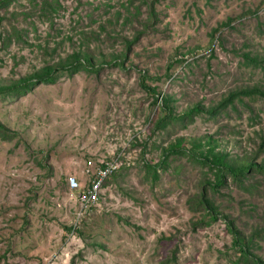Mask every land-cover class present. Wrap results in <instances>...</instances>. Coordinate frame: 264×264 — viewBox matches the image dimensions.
Instances as JSON below:
<instances>
[{
  "label": "rangeland",
  "instance_id": "1",
  "mask_svg": "<svg viewBox=\"0 0 264 264\" xmlns=\"http://www.w3.org/2000/svg\"><path fill=\"white\" fill-rule=\"evenodd\" d=\"M62 1L65 10L56 17L60 35L52 31L48 36L50 26L36 16L31 17L33 27L19 18V25L29 28L32 47L14 44L0 52V82L19 79L79 50L87 42L82 27L98 32L87 18L79 26L81 1L92 11L100 2L112 1L114 11H123L119 23L110 24L111 35L102 32V39L87 42L99 62L123 53L127 39L140 38L126 69L106 65L98 75L85 70L65 74L23 98H0V121L19 134L0 136V264H232L224 254L232 240L224 219L195 227L202 214L192 200L203 169L186 156H172L170 169L154 182L144 163L160 162L162 146L179 137L213 136L221 143L219 150L226 148L232 156L256 149L254 142L259 144L258 136L264 135V100L251 103L254 115L240 101L236 107H221L220 102L231 90L264 87V0ZM31 3L18 0L10 11L22 15ZM152 5L156 18L150 16ZM229 18L234 20L231 26L214 31ZM212 35L216 40L211 46ZM194 49L197 53H190ZM245 54L257 63H247ZM181 57L187 62L176 64L168 81L164 75L169 64ZM146 72L150 84L172 94L176 113L197 104L206 110L185 125L173 121L151 137L153 123L165 113L151 105L141 86ZM212 106H219L213 116L207 112ZM138 139L148 143L145 159ZM119 155L126 166L123 174L104 187L93 210L79 216L67 175L83 177L89 157ZM258 180L262 190L255 197L230 181L216 196L224 213L247 232L264 225L263 176ZM66 226L77 229L67 234ZM262 242L258 251L264 256Z\"/></svg>",
  "mask_w": 264,
  "mask_h": 264
},
{
  "label": "trees",
  "instance_id": "2",
  "mask_svg": "<svg viewBox=\"0 0 264 264\" xmlns=\"http://www.w3.org/2000/svg\"><path fill=\"white\" fill-rule=\"evenodd\" d=\"M16 1L18 0H0V26L3 29L0 33V52L8 50L14 44L32 47L27 37L29 28L19 25L20 17L23 18L22 21L28 22L30 27L35 25V21L31 18L33 16H36L39 21L47 23L51 28L48 36H53L52 31H57L59 35L62 33L56 24V17L62 15L65 10L62 0H32L29 10L22 11V15H18L19 11L16 13L10 11V6ZM113 7L114 3L112 1L100 2L93 11L89 7H83L82 1L77 6V10L81 11L79 26L82 27V24L85 23V18H87L88 24H90H87L88 26L96 25L99 29L97 32L82 27L81 35L87 39V42L102 39V32H108L110 24L114 23L117 25L119 23L120 15L123 11L121 9L114 11ZM84 10L86 12L83 16ZM156 12L155 5H152L150 16L156 18ZM233 22V18H229L227 22L221 24L214 31H220L222 26H231ZM107 34L111 35L109 32ZM68 38L74 41L73 36H69ZM139 38L140 35L135 40L127 39L125 42L126 49L123 53L114 55V58L110 61L103 60L100 62L95 57V53L92 52L89 44L87 45V42L83 40L82 47L79 50H74L73 53L67 54L66 57L60 58L55 63H47L43 67L19 79L8 78L1 80L0 98H23L40 85L48 86L57 83L61 76L65 74L72 77L74 74L85 70L86 72L98 75L105 70L106 65L126 69V62ZM215 40V36L212 35L211 46L215 43ZM221 40L222 38L219 41ZM38 47L42 50L47 49L40 44H38ZM54 51H56V48ZM190 53L196 54L197 50L194 49ZM185 57L175 59L169 64L167 72L164 75L168 81H171L175 76L174 73H171V69L176 64H185L187 62ZM244 59L247 63H257L258 61L257 58H251L250 54H245ZM149 79L151 78L149 75L147 76L146 72L141 80V86L148 92V96L152 98L151 105H158L160 110L165 113L164 117L153 123L154 129H152V133L150 134L151 137H153L155 132L167 129L173 121L181 122L185 125L186 122L193 121L195 116L202 115L206 110L202 104H197L187 108V110L180 114L176 113L172 94L163 93L160 86L158 84H150ZM259 98L264 100V87L261 85L253 87L245 86L234 91L231 90L220 102V106L233 105L236 107V101H240L248 106L254 115L257 110L256 106L254 104L251 105V103L257 101ZM218 107L212 106L207 108V112L212 116L216 115ZM18 135V133H14L0 121L1 137L12 139ZM257 140H259V144L254 142L256 149L252 152H244L243 154L232 156L226 148L219 150L221 143L213 136L196 139L179 137L167 147L162 146V159L160 162L154 164L152 161H146L144 163L149 176L153 178L154 182H158L161 179V172H167L170 169L169 165L171 166L173 162V160H170L172 156H177L175 157L177 160L179 159L178 157L186 156L189 161L194 162L203 169L204 177L199 183L200 188L198 193L192 200L195 210L202 214V218L196 222L195 227L210 226L224 219L226 229L232 235L231 244L224 254L230 259L232 264H264V256L258 251V249L262 248V241L264 240V225H255L251 232L244 231L238 225L235 218L224 213L223 205L218 204L216 201V196L223 189L229 187V181L238 189L250 193L252 197H255L262 190L258 176L262 175L264 178V157H261L264 153V135L260 134ZM137 143L145 149L143 154V159H145L144 155L147 153L146 147L148 143L141 144L139 139ZM188 145L190 148L187 147ZM260 158L262 159L259 162ZM47 163V161H44L43 166H48ZM124 167L126 166L121 167L119 171L109 178L104 183V187L109 185L113 177L119 178L123 174L121 170ZM229 195L232 196L230 193ZM250 204H252V211H255L257 206L251 202ZM93 209L91 208L90 211ZM64 229L67 230V234H70L72 231H76L77 228L75 226H66ZM177 249L174 253L177 252ZM38 264L45 263L40 261Z\"/></svg>",
  "mask_w": 264,
  "mask_h": 264
},
{
  "label": "built area",
  "instance_id": "3",
  "mask_svg": "<svg viewBox=\"0 0 264 264\" xmlns=\"http://www.w3.org/2000/svg\"><path fill=\"white\" fill-rule=\"evenodd\" d=\"M123 156L89 157L84 162L82 175L76 173L67 175L66 182L69 190L76 193L80 205L79 216L94 208L102 197L104 183L123 166Z\"/></svg>",
  "mask_w": 264,
  "mask_h": 264
}]
</instances>
